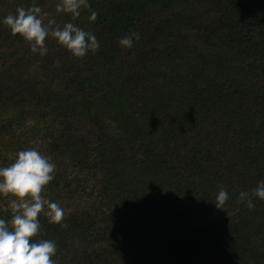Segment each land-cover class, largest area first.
Returning <instances> with one entry per match:
<instances>
[{"label": "trees", "instance_id": "obj_1", "mask_svg": "<svg viewBox=\"0 0 264 264\" xmlns=\"http://www.w3.org/2000/svg\"><path fill=\"white\" fill-rule=\"evenodd\" d=\"M59 2L0 0V18L36 3L99 43L77 58L46 37L40 56L0 23V167L27 148L55 164L52 259L264 264V200H238L264 180V0H88L75 19Z\"/></svg>", "mask_w": 264, "mask_h": 264}, {"label": "clouds", "instance_id": "obj_2", "mask_svg": "<svg viewBox=\"0 0 264 264\" xmlns=\"http://www.w3.org/2000/svg\"><path fill=\"white\" fill-rule=\"evenodd\" d=\"M81 8L90 9L88 0H60L56 11L70 14L72 19L80 16ZM47 13L33 3L28 7L18 6L15 14L9 13L0 18L13 36H19L30 45L32 53L40 56L47 54L46 37L55 38L74 57H84L89 51L96 52L99 43L94 34L73 24L64 23L60 27L54 19L44 22ZM97 13L90 10L88 20L94 22ZM139 40V33H131L120 38L122 48H131ZM55 164L49 157L35 148L20 150L16 159L8 166L0 167V196L9 198L11 216L0 218V264H57L52 257L56 254L53 240L37 238L41 228L38 216L43 212L50 224L61 227L64 209L56 202L41 195L45 186L53 179ZM264 200V180L248 191H241L238 200L243 201L251 210L252 198ZM228 193L220 186L215 207L222 209Z\"/></svg>", "mask_w": 264, "mask_h": 264}]
</instances>
